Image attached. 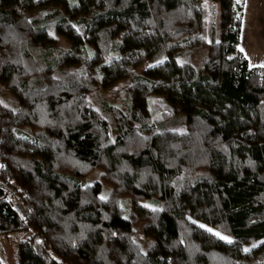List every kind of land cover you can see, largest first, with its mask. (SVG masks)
Instances as JSON below:
<instances>
[{
	"label": "trees",
	"instance_id": "trees-1",
	"mask_svg": "<svg viewBox=\"0 0 264 264\" xmlns=\"http://www.w3.org/2000/svg\"><path fill=\"white\" fill-rule=\"evenodd\" d=\"M245 5L0 0V248L13 241L15 264H264V67L239 48ZM123 84V107L98 110ZM95 170L107 198L82 185Z\"/></svg>",
	"mask_w": 264,
	"mask_h": 264
},
{
	"label": "rangeland",
	"instance_id": "rangeland-1",
	"mask_svg": "<svg viewBox=\"0 0 264 264\" xmlns=\"http://www.w3.org/2000/svg\"><path fill=\"white\" fill-rule=\"evenodd\" d=\"M208 8L210 15L214 12V17L209 18V38L215 33V37L218 38L219 30V16H220V7L216 4V7H213L211 2L208 3ZM61 48L68 47V44L63 39H59L58 45ZM240 49H243V52L247 56L252 66H262L264 65V0H246L245 12H244V22L242 27L241 35V45ZM205 52H200L198 55H202ZM154 66V64H144L137 68V72L141 73L147 68ZM264 67V66H263ZM128 84L119 85L117 90H107L99 91L96 94L95 105L98 110L103 108L104 103H110L114 105H119L123 107V99L126 94V89ZM6 98H9L5 92H2ZM10 105L13 108H16L15 101H11ZM96 183L101 184V197L107 198L110 196L111 187L103 184L102 182V172L95 170L87 178L82 181V185H94ZM143 206L150 209H157L158 206L154 202L145 201L141 203ZM122 208L124 210L125 216L130 211V200L122 199L121 201ZM0 258L4 264H15V245L12 240H4L0 248ZM147 250V247L144 249Z\"/></svg>",
	"mask_w": 264,
	"mask_h": 264
},
{
	"label": "snow or ice",
	"instance_id": "snow-or-ice-1",
	"mask_svg": "<svg viewBox=\"0 0 264 264\" xmlns=\"http://www.w3.org/2000/svg\"><path fill=\"white\" fill-rule=\"evenodd\" d=\"M241 51H243V49H241ZM262 66H264V65H262ZM210 231V230H209ZM216 235H219V233H217ZM221 239H225V240H227L228 238L227 237H220ZM229 242H231L230 240H229Z\"/></svg>",
	"mask_w": 264,
	"mask_h": 264
}]
</instances>
